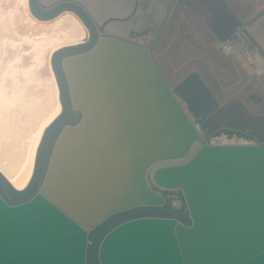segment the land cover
<instances>
[{"label":"water","instance_id":"1","mask_svg":"<svg viewBox=\"0 0 264 264\" xmlns=\"http://www.w3.org/2000/svg\"><path fill=\"white\" fill-rule=\"evenodd\" d=\"M34 7L42 19L31 0H0V120L35 174L21 192L0 169V264H264V144L201 132L212 115L190 116L149 47L95 44L73 3ZM162 194L174 209L132 210ZM125 211L109 229L136 219L104 237Z\"/></svg>","mask_w":264,"mask_h":264},{"label":"crops","instance_id":"2","mask_svg":"<svg viewBox=\"0 0 264 264\" xmlns=\"http://www.w3.org/2000/svg\"><path fill=\"white\" fill-rule=\"evenodd\" d=\"M40 1L44 5L54 3L55 6L68 2L79 7L85 6L95 17L97 24L105 21L103 17L110 15L116 22L110 32L106 30L108 36L126 39L151 50L156 48V43L148 36L150 33H159L156 42L157 46L161 47L173 32L176 46L185 50V56L196 58L184 66L183 72L190 73V77L197 76L209 89L213 88L207 81L208 78L215 79L224 68V71H228L220 57L223 55L215 51L214 43L230 38L241 23L254 24L253 35L259 42L264 56V0ZM136 5L138 13L135 16ZM94 9L101 12L96 14ZM132 16L133 19L128 21ZM131 33L135 34L133 38L127 36ZM245 106L248 110L253 109L248 103H245Z\"/></svg>","mask_w":264,"mask_h":264},{"label":"rangeland","instance_id":"3","mask_svg":"<svg viewBox=\"0 0 264 264\" xmlns=\"http://www.w3.org/2000/svg\"><path fill=\"white\" fill-rule=\"evenodd\" d=\"M49 2H53V1H49ZM37 4L41 9L46 11H49L54 7H56L54 6V3H50L49 5H44L41 3L40 0H37ZM81 8L86 12L87 16L91 19V21L93 22V24L97 29L98 36H97V40L95 41L96 44L102 35L105 36L108 34L106 31L107 29L108 32H110L109 30H111L114 22H116V19H113V17L110 15L105 16L103 17L105 21H102L101 24H97L95 17L92 16L89 10L85 6L84 7L81 6ZM94 10L97 12L96 14L101 12L96 9ZM137 13H138V6L136 5L134 15ZM131 19H133V16L128 18V21ZM129 35L131 36V38H133L135 34L132 33L127 34V36ZM148 36L151 38V40L155 41L156 43V48L152 50L156 62L158 63L168 83L179 97L181 103L189 111L190 116H193V118L198 119L206 114L212 115L211 118L201 127L200 129L201 132H204L206 134H213L214 137L226 135V137L222 136L217 140L219 143L222 144H232L231 142H233L234 140H236V142H241V143L248 141V142H254L256 144H264V74L259 75L252 69L249 68L246 69L239 64L235 65L231 60L224 58V56L220 55L221 60L224 63V66L227 67L228 71H224L225 69L224 68L221 70L222 73L218 74V76L217 75L215 76V79L212 80V78L211 79L208 78L207 81H209L213 89H209L204 81H201V83H194L190 80L185 82V80L190 77V73L185 74L183 72V68L186 64H189L193 60H196V58L185 56L184 55L185 50L176 46L175 34L173 32L169 37L168 41L161 47L159 45L157 46V42H156L159 33L158 34L150 33V35ZM90 42H92V40ZM76 48L81 49L79 47ZM82 48H85V46ZM71 56H75V55L66 56L62 59V66L65 76L66 73L64 70L63 63L66 58ZM245 103H248L250 107L253 106V109L248 110L245 106ZM71 114L80 115V113L75 114L73 112V104H72ZM16 192H20V191H16ZM21 192H25V191H21ZM38 192L39 190L36 192V194ZM163 196L166 198L167 201L163 207H140L132 210L144 209V208H156V209H165V210L174 209L177 205L175 198L170 197L168 195H163ZM128 211L115 214L114 216L109 218L108 221L111 220L113 217H116ZM188 216L189 218H191L190 212L188 213ZM133 219L136 218L124 220L118 223L117 225L113 226L112 228L114 229L118 225ZM99 228L91 232L90 234L91 242H94L96 232ZM103 238L101 239L99 244H101ZM91 246H90V250H91ZM89 257H90V253H89Z\"/></svg>","mask_w":264,"mask_h":264},{"label":"bare ground","instance_id":"4","mask_svg":"<svg viewBox=\"0 0 264 264\" xmlns=\"http://www.w3.org/2000/svg\"><path fill=\"white\" fill-rule=\"evenodd\" d=\"M258 74L259 75L264 74V59L263 58H260V67L258 69ZM50 112H52V115H51L50 119L48 120V122L46 123V125L51 123L57 117V115L59 113L58 109L55 110L54 108H52L50 110ZM45 120H46V117H45ZM12 123H13V121H7L6 119L0 120V157H3V159L8 160L7 165H4V163L2 161H0V169L8 177V179L13 182V184L18 189H20L22 191H26L29 188V186L31 185V183L35 177V174H34V176L32 178V173H33V168H34L33 157H31L32 152L29 154L28 160H27L26 164L24 165V168L20 171L19 169L22 166V163L24 161V156L23 157L18 156V153H15L14 149L20 143L19 139L22 135L17 134L18 132L16 131V128H13ZM39 139H40V136L34 138L32 148L35 145H39V143H40ZM227 140H228V138H227ZM231 143L234 144V143H238V142H236V140H234ZM39 146L41 147V145H39ZM35 147H37V146H35ZM40 147H39V150H40ZM197 151H196V153H197ZM38 153H39V151H38ZM193 156H192V158H193ZM18 157H20V158L18 159ZM37 160H38V157L36 159L35 172H36ZM158 168H160V167H158ZM157 169H155V170H157ZM166 190H169V189H166Z\"/></svg>","mask_w":264,"mask_h":264},{"label":"built area","instance_id":"5","mask_svg":"<svg viewBox=\"0 0 264 264\" xmlns=\"http://www.w3.org/2000/svg\"><path fill=\"white\" fill-rule=\"evenodd\" d=\"M253 27V23H241L230 38L216 41L214 49L242 67L252 69L258 74L260 58L264 59V56L259 42L253 35ZM92 244L93 242L89 240L88 257Z\"/></svg>","mask_w":264,"mask_h":264},{"label":"trees","instance_id":"6","mask_svg":"<svg viewBox=\"0 0 264 264\" xmlns=\"http://www.w3.org/2000/svg\"><path fill=\"white\" fill-rule=\"evenodd\" d=\"M40 18V17H39ZM40 19H42V18H40ZM192 81V82H194V83H201V80L197 77V76H192V77H190L189 79H187V80H185V82H187V81ZM108 221V220H107ZM110 228V226H108V224H107V222H105L104 224H103V226H102V228H101V230H107V229H109ZM111 230H113V228L112 229H109V231H107V233L104 235V237L111 231ZM104 239V238H103ZM99 246H100V244H99ZM98 250H99V248H98ZM98 250H97V248H94V250L93 251H91L90 252V254L92 253V255H95L96 257V260H97V256H98Z\"/></svg>","mask_w":264,"mask_h":264},{"label":"flooded vegetation","instance_id":"7","mask_svg":"<svg viewBox=\"0 0 264 264\" xmlns=\"http://www.w3.org/2000/svg\"><path fill=\"white\" fill-rule=\"evenodd\" d=\"M60 5L61 4H56L55 6L58 7ZM31 9L34 15H36L39 18V16L37 15V11L35 10V7H34V0H31ZM55 65H57V59L54 60V68H55ZM218 137H222V136H218Z\"/></svg>","mask_w":264,"mask_h":264}]
</instances>
